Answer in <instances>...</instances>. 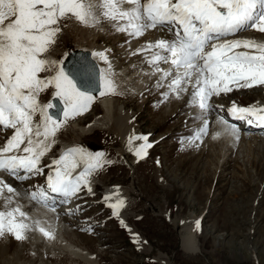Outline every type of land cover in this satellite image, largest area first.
<instances>
[{
  "label": "snow or ice",
  "instance_id": "obj_1",
  "mask_svg": "<svg viewBox=\"0 0 264 264\" xmlns=\"http://www.w3.org/2000/svg\"><path fill=\"white\" fill-rule=\"evenodd\" d=\"M69 19L85 27L103 28L107 23L132 38L143 37L151 30L164 32L165 37L145 42L132 55L143 54L142 62L150 66L151 75L160 74L156 86L167 87L165 100L170 95L176 99L187 95L188 105L201 110L198 118L203 119L211 108V97L234 88L264 85V41L229 39L249 30L264 33V0H0V130H12L0 145V237L8 233L23 241L33 228L27 222L28 212L14 197L27 196L30 202L55 211L52 194L67 202L88 185L93 171L111 163L103 159V153L92 154L73 146L45 165L50 170L46 187L18 190L3 178L24 181L42 175L41 160L52 150L57 132L92 104L95 97L91 88L98 82L100 95L117 93L107 49L92 52L106 67L96 70L93 66L87 79L79 69L65 71L63 59L52 58L51 52L59 46V35ZM161 64L168 65L167 69ZM45 92L63 105L62 120L59 113L49 111L56 105L41 102ZM227 115L264 126V107L233 102ZM220 123L239 139L236 125L224 117H220ZM207 128L203 120L192 139H200ZM135 140L144 143L133 148ZM128 145L138 158L152 146L147 136L135 134L129 136ZM81 165L82 170L74 175ZM123 203L119 200L109 206L115 212ZM35 226L52 238L38 221Z\"/></svg>",
  "mask_w": 264,
  "mask_h": 264
},
{
  "label": "rangeland",
  "instance_id": "obj_2",
  "mask_svg": "<svg viewBox=\"0 0 264 264\" xmlns=\"http://www.w3.org/2000/svg\"><path fill=\"white\" fill-rule=\"evenodd\" d=\"M78 24L77 29L71 30L67 25L60 33L65 42H59L54 49L58 54L51 52L57 60L78 46L88 48L90 37L98 36L99 43L114 49L113 59L120 58L119 49L103 35L106 30L92 27L91 31V27ZM95 29L102 30V34ZM76 40L78 44L81 41L79 45ZM259 89L233 92L220 99L227 103L242 99L243 105H248L260 96L264 99V90ZM117 98L129 105L133 123L140 126L152 145L147 159L129 169L117 154L119 139L103 130L85 136L83 145L92 154L103 153V159L111 161L97 171L99 180L107 186L131 190L127 198L121 194V211L119 208L113 212L103 204L104 186L99 183V192L79 202V211L68 213L66 218L75 236L66 238V242L81 249H64L58 243L51 250L37 252L26 245L11 264H161V260L166 264H264V145H248L252 149L236 146L234 151L229 145L213 144L211 152L194 153L186 142L198 130V117L188 122L182 106L173 114H162L164 104L152 92H147L144 99L137 97L130 102L122 96ZM40 99L48 103L53 96L45 92ZM99 114L101 109L94 106L78 119L80 124L87 125ZM59 133L61 137H70L62 129ZM44 173L48 171L45 169ZM43 175L21 183L28 182V189L32 190L45 186ZM162 207L170 219L182 220L188 214L199 218L200 229L205 231V236H197L200 254L181 249L180 227L161 214ZM122 216L141 238L142 250L133 242ZM4 238L0 237V244ZM54 238L57 240V236Z\"/></svg>",
  "mask_w": 264,
  "mask_h": 264
},
{
  "label": "bare ground",
  "instance_id": "obj_3",
  "mask_svg": "<svg viewBox=\"0 0 264 264\" xmlns=\"http://www.w3.org/2000/svg\"><path fill=\"white\" fill-rule=\"evenodd\" d=\"M67 25L69 26L71 30L72 28L77 29V27L79 26L78 22L75 19H69ZM95 30L98 31L99 33H101L102 31V30L100 31L97 29ZM103 30H106V31H102L103 35L107 39H110L111 42H113L112 44L116 45V48L119 49L120 58L115 57L113 59L112 56L114 53L113 52L114 49L112 48L113 49L112 50L108 46L99 43L98 42L99 36L93 39H91L90 37L89 40L91 41H90L88 48H85V46L84 47L78 46L76 50H79L82 52H88L90 55V59L93 61V64L97 66L98 69L104 68L106 67V65L103 61L99 60L98 58H94L91 55L92 52L103 51L105 49L108 50L106 54L108 55L109 61L112 63L114 72L116 74L114 78L118 85L117 96H122L123 98L127 100V102H130L133 99H136L137 97L144 99L145 94L147 92H152V95L156 96L158 99H160L159 101L164 104V106L161 107L162 114L164 115L173 114L180 106H182L185 111V117L187 116L188 118V122H193L195 117L200 116V111H201L200 109L193 108L188 105L187 95H182L181 99H176L174 95H170L168 99L165 100L163 97V93L168 90L167 87L165 86V87L158 88L156 86V83H157V80L160 74L157 73L154 76L151 75L152 69L150 68V66L147 65V63L142 62L144 59L143 54L132 55V52H134L137 48H139L145 42L154 41L157 38L165 37L166 34L164 32L151 30L147 32L143 37L132 38L124 33L116 32L107 23L104 24ZM91 31H92V27H91ZM97 35L98 34H96V36ZM232 38H252V39H256L257 41H264V33H260L255 30H249L247 32H242L238 34L236 37H229V39H232ZM79 39L81 41H84V39L83 40L81 38ZM59 42H60V45H62V43L65 42V40L62 39V36L59 37ZM75 42H77V40ZM77 44L78 42L76 43V45ZM56 51L57 50H54L52 52H56ZM58 52H60V50ZM62 53L63 51L61 52V54ZM51 56L53 59L57 58V56L55 57V55L54 56L51 55ZM74 62L76 61L75 60L71 61L70 59L69 61L67 60V62L64 64L65 71L76 72L79 69L81 71V75L83 76V78L87 79V72L92 69L90 63H87L83 60H80L78 63H75V64ZM161 67L164 69H167L168 65L161 64ZM252 88H260L261 90H264V85H258ZM249 89L251 88H238V89L234 88V90L230 93H227V94L221 93L219 96L211 97V99L209 100V104L211 105V108L208 110V112L204 113L203 119L199 118L198 120V129L202 126L203 120L207 121L208 123L207 133L205 135H202L200 139L193 140L192 138H189V140L186 142V146L192 147L193 148L192 151L194 153L197 152L200 154V153H204L205 151L206 153L211 152L210 148L213 144H221V146L229 145L230 149L234 151L237 148L236 146L250 145L252 147V145L257 144V143L264 145V126H258L259 124L253 123L250 125L247 124L242 127H238L237 125H239V122L228 117L227 115V110L232 105L233 102H235L238 106H244L242 103V99H238V100L235 99L236 101H232L230 99L232 102H229V103L223 102L220 99L221 96L223 97V99H225L227 96H229L233 92L241 93L243 90H249ZM117 96H112V94L111 95L110 94L94 95L95 98L88 109L93 108L94 106L99 107L101 109V114L96 116L91 121V123L87 125L80 124V119H78L79 115H77L74 118L69 119L60 128L64 130L65 133L69 132L70 137H68L66 134H65L66 137L65 135L64 137L63 136L61 137L59 131L57 132L56 138H55L56 143L53 145L52 150L47 154V156L42 158L41 160L40 167L43 168V173L45 172V169L49 173L50 170L48 167H45V165L50 164L52 159L58 158L60 153L66 148L75 146V147L83 148L85 151L91 153V150L83 145V138L93 133L94 130L106 131L109 134H112V136L115 139L116 138L119 139L120 147L117 149V154L119 156L121 163L124 164L129 169H134L139 163L147 159V157L150 154L151 147L147 149V154L144 155L143 158H138L134 154L133 151L129 150V145H128L129 136L133 134L137 136H146V134H144L141 131L140 126L133 123L132 113L128 111L129 105L126 103H120ZM260 97H258L257 100H255V102L251 103L250 105H257L259 107H264V99H262L263 96L262 98ZM41 102L44 103L43 101ZM131 110L133 111V109ZM220 117H224L225 119L228 120L229 123L234 124L237 126V128H239V139H236L235 137H233L232 135L228 134V132L225 131V125L220 123ZM60 119L62 120L63 118L61 117ZM197 131L198 130L194 132L193 137L195 136ZM11 134H12L11 129L0 130V145H3L6 139L11 136ZM142 143H144V141L135 140L132 143V147L136 148ZM148 143L150 142L148 141ZM82 168H83V165L77 168L74 175L78 174V172L81 171ZM98 170L99 168L93 171L91 175L88 176V185L83 186L84 190L81 191L82 194H86L87 192H89L88 191L89 187L91 188V191L92 190L95 191L97 187L99 186V183H101L102 186H104V194L102 195V202L108 208L110 207L109 205L116 204L117 201L124 200L123 198L129 197L128 194L131 191L129 188H122L120 186L119 188L116 186H113V187L107 186L103 181L99 180L96 176V174L98 173L97 172ZM47 175L48 174L45 175L46 178H47ZM36 176H40V175L30 176L29 179L35 178ZM3 178L5 179L6 182L12 183L13 186L16 187L18 190L20 189L27 190L29 188L28 182L21 183L23 181H15L12 178L7 177V176H4ZM157 179L159 178L157 177ZM28 190H32V189H28ZM122 193H124L123 198L121 197ZM105 197H111V199L105 200ZM14 199H16L20 203V205L23 207V209L26 212H28L29 219L27 222L29 224H32L33 228L31 231L26 232L27 238L23 241H18L10 234L5 233L4 235L5 238L4 240H2L0 244V264H5V262H7V264H11L12 258L17 253L21 252V249L26 245L28 249L32 251H37V252L45 251L47 249L51 250L55 247V244H58V243L61 245L60 247L64 249H68V250L70 249L73 251L74 249H81V248H75L74 246L69 245L68 242H66V238L74 236L73 234L74 231L72 230V226L70 222L66 220L67 216L70 213H74V210L70 211V209H68L65 212H61L58 210L51 211L49 210L48 207L41 206L40 204H35L34 202H30L27 196L14 197ZM62 200L63 198L55 197L54 207L57 208L58 205H60ZM66 203H70V202L67 200ZM110 209L114 212V209L112 207H110ZM120 211H121V207H120ZM161 214H163L165 218H168L169 221L175 227H178V226L180 227V232L182 233L180 236L181 237V241H180L181 249L187 253L200 254V249L197 248V245H196L197 236H205V233H204L205 231L200 229V225L198 222L199 218L194 217L193 214H188L187 217L182 220L170 219L168 212L163 207L161 208ZM37 221L39 222V225L41 227L45 228L47 231H49L52 234V238L45 237L40 231L37 230L35 226ZM121 221L124 224V226L128 228L129 233L132 236V240L133 242H135L137 248L142 250L143 247L140 243L141 238L128 225L125 219V216H122ZM200 222H201V218H200ZM55 236H57V240L54 238ZM87 252L88 251H86V254L89 253ZM160 263L166 264V262L163 260H161Z\"/></svg>",
  "mask_w": 264,
  "mask_h": 264
},
{
  "label": "water",
  "instance_id": "obj_4",
  "mask_svg": "<svg viewBox=\"0 0 264 264\" xmlns=\"http://www.w3.org/2000/svg\"><path fill=\"white\" fill-rule=\"evenodd\" d=\"M74 57H76V58H74ZM69 59L71 61L75 60L76 62H74V64L78 63L80 60H83V61H85L87 63H90L92 68H93V66H95L96 70H98L97 66L95 64H93V61L90 59V55H89L88 52H82V51H79V50L71 51V52H69L67 54L66 58L64 59V64L67 62V60L69 61ZM64 64H63V67H64ZM91 91H92L93 94H97L100 91L98 82L96 83V85L94 87L91 88ZM53 101H52V103L54 105H56V106L53 107L52 109H50L49 111H50V113H59V117L58 118L60 119L61 118V114H62V111H60V110L63 107L60 104L58 98H54Z\"/></svg>",
  "mask_w": 264,
  "mask_h": 264
}]
</instances>
